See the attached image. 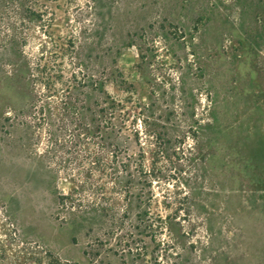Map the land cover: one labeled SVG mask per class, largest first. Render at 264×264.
Wrapping results in <instances>:
<instances>
[{
    "label": "rangeland",
    "instance_id": "374dc122",
    "mask_svg": "<svg viewBox=\"0 0 264 264\" xmlns=\"http://www.w3.org/2000/svg\"><path fill=\"white\" fill-rule=\"evenodd\" d=\"M60 74L101 126L89 142L127 164L138 199L116 224L89 192L59 203L78 168ZM22 242L78 264H264V0H0V247Z\"/></svg>",
    "mask_w": 264,
    "mask_h": 264
},
{
    "label": "trees",
    "instance_id": "16d2710c",
    "mask_svg": "<svg viewBox=\"0 0 264 264\" xmlns=\"http://www.w3.org/2000/svg\"><path fill=\"white\" fill-rule=\"evenodd\" d=\"M59 77V82L64 87L63 91L66 92L63 95L64 106L68 116H72L70 124L74 127V133L71 146L74 150V160L78 166L77 180L72 181L74 187L71 189V193L59 196V203L64 206L66 200H71L72 205L82 206L85 202L82 195L89 192L93 199L99 200L94 203L99 207V211L116 224L119 220L118 214L122 211L121 215L129 216V207H131L133 199H138L137 195L128 191L123 193L119 188L122 185L123 172H127V164L124 161L120 162L122 154L116 145L113 148L109 145L105 146L106 144L98 145L95 150L94 143L89 142L91 139L88 136L95 134L96 129L98 131L101 126L92 120L87 122L88 117L85 110L80 105L73 103L74 98L69 80L65 81L62 74ZM128 89L131 91L133 85H130ZM113 104L117 105L115 101ZM102 110H99V113H103L104 109L102 108ZM109 121L110 126L107 128L109 131L107 133L111 136L117 129L112 119ZM61 129L67 132L65 120H63ZM62 143L60 139L56 142L60 147L63 146ZM13 242H17V239L13 238ZM9 252L7 246L1 245L0 264H78L63 261L53 251L31 242H22L18 246V250H15L14 253ZM84 254L88 256L90 251L85 250Z\"/></svg>",
    "mask_w": 264,
    "mask_h": 264
}]
</instances>
